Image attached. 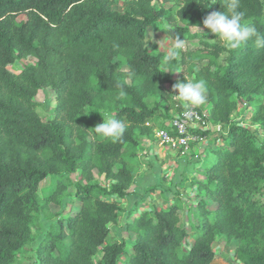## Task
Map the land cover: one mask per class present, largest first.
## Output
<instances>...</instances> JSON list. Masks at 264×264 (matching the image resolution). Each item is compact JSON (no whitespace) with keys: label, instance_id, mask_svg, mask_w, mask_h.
<instances>
[{"label":"trees","instance_id":"trees-1","mask_svg":"<svg viewBox=\"0 0 264 264\" xmlns=\"http://www.w3.org/2000/svg\"><path fill=\"white\" fill-rule=\"evenodd\" d=\"M158 1L124 0L118 11L113 0H0V264H17L24 255L34 264H215L217 236L238 242L239 263L264 264V47L253 38L233 49L192 31L203 26L199 11L204 20L224 8L220 0L208 8L209 0H181L178 25L161 31L176 44L197 43L179 58L169 55L161 68L145 48L147 30L163 15ZM240 10L244 23L264 33L262 0H240ZM25 59L31 61L19 73L8 69ZM184 77L205 82L206 109L194 108L226 130L204 149L188 183L197 222L189 234L183 210L191 206L178 192L167 205L137 214L134 203L127 251L125 238L109 240L110 227L132 194L141 139L161 129L175 135L168 111L186 108L164 106L165 86ZM42 88L54 93L50 119L37 112ZM241 99L249 109L233 122ZM101 115L125 122L121 139L94 132ZM70 187L77 209L50 219L49 203L59 204ZM42 212L49 224L32 248Z\"/></svg>","mask_w":264,"mask_h":264},{"label":"rangeland","instance_id":"rangeland-1","mask_svg":"<svg viewBox=\"0 0 264 264\" xmlns=\"http://www.w3.org/2000/svg\"><path fill=\"white\" fill-rule=\"evenodd\" d=\"M264 3V0H262ZM113 9L121 11L124 0H113ZM181 0H159L156 4L157 8L163 10V15L160 22L156 23L150 29L147 30V44L146 50L156 54L160 62V67H163L165 59L169 56L170 51L175 50L178 52L176 58H179L180 53L185 49L193 48L197 41L189 40L180 43L182 46L177 48V44L168 39L161 31L166 26L178 25L177 18L175 16V10ZM198 16L201 22H203V12L199 11ZM191 28L192 31L201 32L204 36H207L208 40H216L223 43L219 38H210L214 36L204 29L203 26ZM30 59L19 60L8 66V69L12 73H19L25 63L30 62ZM177 81L165 86L166 90L171 95L178 93L173 92V85ZM170 95L169 100L164 106L169 105H183L179 100L173 99ZM36 101L38 103L37 112L45 119H50L53 116V108L55 105L54 93L50 88H42L36 95ZM162 107V110L164 108ZM184 106V105H183ZM195 106H193L194 108ZM201 108L203 112L206 106H197ZM187 109V108H186ZM249 109L246 100L241 99L238 109L233 113V122H241L245 113ZM185 110V109H183ZM182 111V110H181ZM169 114L173 117L177 116L174 110L169 109ZM179 114V113H178ZM169 122V120H168ZM102 123V118L97 120V125ZM251 127H255L251 124ZM209 135L205 136L200 143H191L184 151L181 149H171L165 144H160L156 138L152 140L141 139V145L138 152V160L140 162L139 168L134 174L133 184L131 187L132 194L127 196L122 203L120 209V217L116 225L110 227L109 240L120 241L123 238L126 239V249L130 251L129 241L132 239L131 234L125 231V224L130 220L127 216V212L133 208L134 203H138V208L135 209L134 214L140 213L143 210H148L150 205L165 206L167 205L175 192H178L181 199L184 201L185 206L189 205L190 211L183 210V222L187 232L190 234L194 230L196 224V218L193 216L194 194L192 188L188 187V183L192 176L195 174L196 168L199 166L200 158L203 156L205 148L212 146L214 143H220L221 138L225 135V128L219 126V130L215 131L212 126L208 129ZM259 137L261 133L258 132ZM94 176H97V172L94 171ZM49 178L43 180L39 186V195L44 197L49 193ZM74 189L70 187L64 198L61 199L59 204L49 203L48 211L50 219L55 220L58 216H64L69 211L77 209L78 204L71 199ZM192 210V211H191ZM185 212V213H184ZM46 212H42L37 217L33 224V239L30 244L32 248L35 247L41 236L44 234L49 220L46 217ZM133 214V215H134ZM192 239L187 237L186 243L191 244ZM238 248V242L236 240L227 241L221 236L215 238L213 244V250L216 255L215 264H241L235 257L236 249ZM17 264H34L33 257L28 255L20 256Z\"/></svg>","mask_w":264,"mask_h":264},{"label":"clouds","instance_id":"clouds-1","mask_svg":"<svg viewBox=\"0 0 264 264\" xmlns=\"http://www.w3.org/2000/svg\"><path fill=\"white\" fill-rule=\"evenodd\" d=\"M215 3L217 0H209L206 7L202 6L208 8ZM220 3L224 11H212L203 20V28L233 49L240 48L253 38L258 46L264 47V33L259 32L255 25L243 22L244 12L240 10V0H220ZM198 28L201 30L199 26ZM181 46L178 43L176 47ZM169 55L175 57L178 52L172 50ZM184 80L186 82L177 81L173 85V92L178 94L169 95L182 102L185 108L203 105L207 99L205 82L203 80L189 81L185 77ZM120 95H124V92L121 91ZM102 118L103 122L93 128L94 132L102 139H111L112 141L121 139L127 130L125 122L111 117L105 119L102 116Z\"/></svg>","mask_w":264,"mask_h":264},{"label":"built area","instance_id":"built-area-1","mask_svg":"<svg viewBox=\"0 0 264 264\" xmlns=\"http://www.w3.org/2000/svg\"><path fill=\"white\" fill-rule=\"evenodd\" d=\"M204 116V113H199L193 107L182 110L170 121V126L174 130L175 135H171L167 130L161 129L155 132L154 137L160 144H165L168 148L184 151L189 144L200 143L205 138L204 135L197 131H207L211 126L215 131L219 130L218 125L211 124Z\"/></svg>","mask_w":264,"mask_h":264}]
</instances>
